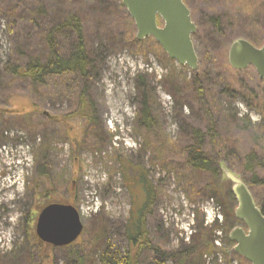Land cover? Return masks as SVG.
I'll return each instance as SVG.
<instances>
[{"label": "rangeland", "instance_id": "rangeland-1", "mask_svg": "<svg viewBox=\"0 0 264 264\" xmlns=\"http://www.w3.org/2000/svg\"><path fill=\"white\" fill-rule=\"evenodd\" d=\"M12 1L3 0L2 7ZM119 1L69 0L83 22L87 41L94 49L103 45L87 94L96 124L89 126L91 131L84 140L86 120L73 117L77 96L69 87L62 89L58 79H50L34 94L31 90L23 92L22 82L10 84L6 79L3 70L17 58L18 48L25 55L43 50L40 35L44 26L37 28L19 15L0 14V131L4 132L0 139L1 254L9 255L26 243L37 250L32 245L37 218L50 204L70 205L78 211L83 229L89 233L82 241L77 239L79 245L94 241L96 229L104 219L109 228V244L126 252L124 228L141 211L151 246L161 252H174L182 244H191L201 224L208 229L215 219L216 225H221L228 203L199 194L202 186L198 183H193L196 191L184 189L175 174L162 168L163 164L168 160L180 164L183 148L194 142L193 133L198 132L203 152L216 158L220 170L217 186L223 192L232 187L223 176V169L248 180L251 174L245 169L246 156L258 152L264 158V82L253 68L237 75L232 73L227 61L229 47L236 39L255 41L258 48L263 45L264 0H185L197 24L193 43L199 71H207V99L219 104L216 109L205 104L208 117L195 94L172 91L165 85L171 72L186 82L191 80L188 68L171 61L151 44L135 46L122 42L126 31L123 14L113 13L98 22L97 16ZM227 11L238 15L231 16V26L225 25L219 35L207 26L206 20ZM132 32L136 34L134 24ZM106 37L117 38L112 41L117 43L115 49ZM138 75L145 78L151 101L155 102L152 114L156 117V131L141 130L136 125L141 110ZM229 81L243 83L244 98L226 89ZM76 139L83 148L74 159ZM175 156L179 158L172 159ZM121 161L135 168V172L123 174ZM136 168L144 175V183L139 182ZM256 173L264 179V165ZM146 183L158 192L148 210L143 189ZM50 187L52 190L48 191ZM250 189L260 202L264 201V187ZM213 239L215 248H226L224 233L216 231ZM74 248L77 250L78 246ZM227 253L230 255L231 251ZM47 254L50 264H65L72 257L60 248H50ZM157 257L165 264H173ZM204 258L206 264L212 261L209 255ZM217 258L221 264L225 262L221 253ZM239 263L233 260V264Z\"/></svg>", "mask_w": 264, "mask_h": 264}, {"label": "trees", "instance_id": "trees-1", "mask_svg": "<svg viewBox=\"0 0 264 264\" xmlns=\"http://www.w3.org/2000/svg\"><path fill=\"white\" fill-rule=\"evenodd\" d=\"M2 3L3 0H0V14L7 13L8 16L13 15V17L19 15L21 18L29 19L31 24L35 27L37 26V28H39L40 25L44 26L43 33L40 35V42L42 43L43 50L41 52L33 51V55H25L23 54V49L18 48V53H16L17 58L14 61L12 60L9 64H6V67L4 66L3 72L7 74L5 75L6 79L9 80L10 84L13 82H22L24 86H22V88L20 87V89L23 92L31 90L34 94H37L36 92L41 90L46 84V81L50 79H58L59 82H61L62 89L69 87L71 93L74 94L75 92L77 96L78 106L73 111V117L86 120L84 123L83 140L87 139L88 137L86 134L91 131L89 126L96 124L94 111L87 97L89 90L88 84H90V80L94 78L97 72L100 61L99 53L103 45L100 44L101 49H94L92 44L87 41L82 25L83 22L78 18L76 15L77 13L73 11V2H69V0H14L10 5L5 7H2ZM118 12L121 13V15L123 14V20L126 22V31L123 35L124 38L122 42H127V44L129 43L135 46L151 44V46L161 50L152 38L146 39L143 42L136 41L135 35L132 32L133 21L122 6L121 0L118 5L105 9L102 14L97 16V20L99 23H102L104 19L107 20L111 14ZM233 14L235 17L238 15L236 12L230 14V12L227 11L216 16H211L206 20V24L213 28L215 33L222 35L224 26H231V16ZM236 22H239L238 18ZM241 29L247 30L245 27H241ZM254 29L251 30L252 37L254 36ZM212 37L213 36H210L209 38L210 43ZM105 39L113 46L112 48H116L117 43L114 42L112 44V41H116L117 38L106 37ZM248 41L256 46L255 41ZM229 70L232 73L235 72L234 74L238 73L231 68H229ZM204 75H207L206 70H198L197 73H192V79L186 82L185 79H181V77H177L171 72L165 85L172 91H186L195 94V98L197 102L200 103L199 105H201V107L204 108L206 106L205 104L208 102L214 105L212 108L216 109L219 104H215L214 101L209 102L210 100L207 99L209 95L206 94V79ZM234 79L237 78L234 77ZM137 81H139L137 84V91L141 110L137 117L136 125L141 130L156 131V117L152 114L155 102L151 101L152 98L149 96L145 78L138 75ZM258 81L260 80L258 79ZM225 87L227 90L234 91L241 97H243L241 93L246 91L242 82L233 83L229 81L225 84ZM258 101V103H261V99ZM207 110V108H204L203 112L206 117H208L209 111ZM3 133V131H0V139L3 137ZM200 135L201 134L198 132L193 133L194 142L192 141V143L185 145L182 158H179V156L172 158L181 159L180 164L172 162L173 160H168V163H164L163 165H165V167L162 166V168H166V170L175 174L178 180L184 185V189H189L190 192L196 191L197 188L193 183H198L202 186L198 188L200 189L198 192L199 194L206 198L215 197L221 202L222 200L226 201V203H228V205H226L227 212L223 213L221 225L218 226L215 223L207 229L201 224L197 228V234L193 237L189 246L186 247L182 244L179 250L165 253L151 246L147 239L146 223L143 212L141 213L140 211V214H138L137 211L134 215L138 214V218L131 217L124 228L123 234L128 242V249L126 252H120L118 248L112 247L109 244L107 238L109 230L107 221L100 218L103 220L101 221L99 219L101 224H99L98 229H96V237L93 242L90 240L87 241V244L79 245L76 240L71 245L60 248L67 250L68 254L72 256L71 259H69L70 262L65 264H165L164 260H160L157 257L159 255L165 260H170L173 264H206L204 257L209 255L212 261L208 264H221V261L217 258L220 253L225 258L223 264H233V260L235 259L239 260V264H249L232 252L234 243L228 238L229 230L236 226H242V223L237 221L234 216V210L237 205L236 200L229 188L221 192L220 190L222 188L217 186V182L220 179V170L216 166V158L203 152L202 136ZM82 143L84 144V141H82ZM73 147L75 150V152L73 151V157L76 159L78 157L77 154L83 147L77 139L73 142ZM120 163H122L120 168L123 174L131 172L130 170L135 172V168L130 167L128 163H126V165L122 161ZM262 165H264V158L260 156L258 152H250L246 156L245 169L251 174V178L248 179L250 180L249 183H247L248 180H246V177H243L244 179H242V181L246 185L249 184L250 188L254 186L264 187V179L259 177L256 173L257 168ZM44 170L45 168H42V171ZM141 173L142 172L137 169V174H140L138 177L139 182H143L145 179L144 175H141ZM206 179H211L213 181H207ZM146 184L143 189L147 196L145 208L148 210L153 204L158 192L155 188L152 189V187ZM250 188L249 190H251ZM51 190L52 187L48 189V191ZM254 193L251 192L257 206L264 215V201L260 202ZM227 201H230V203ZM218 230L224 233L226 248H215L213 244V235ZM86 234L89 233L88 229L85 228L79 239L82 241V238ZM34 240L35 243H32V245L34 248H37L38 251H34L33 247L29 245L27 247V243L23 244L20 247H16L9 255L1 254L0 252V264H50L47 260V250L54 247L42 243L37 237L34 238ZM76 246H78V249L74 250ZM227 250L231 251L230 255H228ZM44 261L46 262L44 263Z\"/></svg>", "mask_w": 264, "mask_h": 264}, {"label": "water", "instance_id": "water-1", "mask_svg": "<svg viewBox=\"0 0 264 264\" xmlns=\"http://www.w3.org/2000/svg\"><path fill=\"white\" fill-rule=\"evenodd\" d=\"M136 30L135 39L143 42L152 38L163 53L192 73L199 70L192 37L196 26L183 0H121ZM230 68L243 72L253 68L264 82V43L255 47L244 39L234 40L228 50ZM3 111V110H0ZM232 185L237 206L234 216L243 226L228 234L234 243L233 252L249 264H264V215L247 185L228 170H222ZM83 224L78 211L63 204H50L38 215L35 234L39 241L54 248L74 243L82 234Z\"/></svg>", "mask_w": 264, "mask_h": 264}, {"label": "flooded vegetation", "instance_id": "flooded-vegetation-1", "mask_svg": "<svg viewBox=\"0 0 264 264\" xmlns=\"http://www.w3.org/2000/svg\"><path fill=\"white\" fill-rule=\"evenodd\" d=\"M183 2H184V4L186 5V7L189 9V7H188V5H187V3H186V1L185 0H183ZM223 9H225L224 7H223ZM189 11H190V14H191V19H192V21H193V23L195 24V26H196V32H195V34L193 35V37H192V41H193V39L195 38V36H196V34H197V24L195 23V21L193 20V14L191 13V10L189 9ZM220 13H222V12H220ZM224 13V12H223ZM249 42V41H248ZM251 43V42H250ZM252 44V43H251ZM193 45H194V43H193ZM252 45H254V44H252ZM255 46V45H254ZM194 48H195V45H194ZM195 52H196V49H195Z\"/></svg>", "mask_w": 264, "mask_h": 264}, {"label": "built area", "instance_id": "built-area-1", "mask_svg": "<svg viewBox=\"0 0 264 264\" xmlns=\"http://www.w3.org/2000/svg\"><path fill=\"white\" fill-rule=\"evenodd\" d=\"M217 245H218V243H217Z\"/></svg>", "mask_w": 264, "mask_h": 264}]
</instances>
